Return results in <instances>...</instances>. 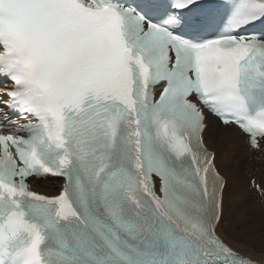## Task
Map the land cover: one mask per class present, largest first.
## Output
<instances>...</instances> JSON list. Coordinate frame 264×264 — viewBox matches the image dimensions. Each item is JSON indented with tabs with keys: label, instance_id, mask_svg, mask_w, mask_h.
Segmentation results:
<instances>
[{
	"label": "snow or ice",
	"instance_id": "6c2138e0",
	"mask_svg": "<svg viewBox=\"0 0 264 264\" xmlns=\"http://www.w3.org/2000/svg\"><path fill=\"white\" fill-rule=\"evenodd\" d=\"M256 25L264 0H0V264H258L204 142L211 114L264 151Z\"/></svg>",
	"mask_w": 264,
	"mask_h": 264
},
{
	"label": "rangeland",
	"instance_id": "374dc122",
	"mask_svg": "<svg viewBox=\"0 0 264 264\" xmlns=\"http://www.w3.org/2000/svg\"><path fill=\"white\" fill-rule=\"evenodd\" d=\"M231 133L233 134L234 132H231L228 129H226L225 131L219 130L217 128H211V126H210V134H209V137L206 139H208L210 141V144H211L213 150L216 151L215 152L216 156H217V150L216 149H218V146H219L218 144H219V140H220L219 134H222V135L226 134L227 136L228 135L232 136ZM236 140H239L241 142V144H239L238 147L236 145V147H235L236 149L233 150L236 153V157H235V155H233V152L231 153L232 148L230 147L229 149H227V150H229V152H228V155L225 157V159L220 160L221 161L220 164H225V166H224L225 168L224 167L222 168L221 165L218 166L219 169L222 168V170H225L224 173H221V174L225 178L228 176L227 179L233 181L232 186H230V187L228 186L229 188H227V190H229V191H226V193H228V195L226 196L227 200L224 201V203H223V212H224V210H228L231 206L233 207L236 203H238V200H239V203H238L239 206L238 207L240 209H242L244 207L243 210L245 209L244 211L247 212L246 215H249V216H247V218L249 220L251 219V221L254 220V222H252V224L258 223V222L264 223V200H263L264 194L256 193L255 191H253L255 189H253V187L249 183V180L252 178H255L258 183H264V170H262V169H264V166H263L264 165V159H262V157L264 158V151H259V153H261V155H259V156L250 157V156H248V150H247L248 148H246V146L244 145L242 138L240 137L239 139H236ZM230 154H232V155H230ZM249 154H250V152H249ZM226 166H228V167H226ZM219 171L221 172V170H219ZM43 185H50V187L53 185H56V186L59 185L60 186V183H59V181H55L52 183H45ZM38 186L41 187V185H38ZM255 193L257 194L258 199L253 196V195H255ZM234 196H237V197H234ZM261 197H262V199H261ZM224 198H225V192H224ZM232 204H234V205H232ZM230 216H233V214L229 215V217ZM257 216H258V218H257ZM255 229L257 230V231L255 230L256 232L253 233V234H255V236L256 235L258 236L259 234L262 235V236H260V238L258 237L259 238L258 241H259V243H261L260 246H255L253 249L250 248V246H249L250 243L247 240H245L243 237H239L235 241V243L242 246L244 249H246V247H248V248L252 249V251L255 250L257 254H262V253H264V226L259 228V229H257V228H255Z\"/></svg>",
	"mask_w": 264,
	"mask_h": 264
},
{
	"label": "bare ground",
	"instance_id": "6f19581e",
	"mask_svg": "<svg viewBox=\"0 0 264 264\" xmlns=\"http://www.w3.org/2000/svg\"><path fill=\"white\" fill-rule=\"evenodd\" d=\"M209 130H210V128H209ZM219 130H224L225 131L226 129L221 128ZM234 133L233 134L231 133L232 136H229V135L227 136L226 134L225 135L219 134L220 140H219V144H218L219 146L217 145L218 146V149H216L217 150L216 159L218 161V164L221 165L222 168L225 166V164H220V162H221L220 160H224L225 157L228 155L229 150H227V149H229L231 147L232 148L231 153L233 152V155H235V157H236V153L233 150L236 149L235 148L236 145L238 147L239 144H241V142L239 140H236V139H239L241 137L242 140H243V137L237 131H234ZM209 134H210V131L209 132L207 131L206 138L209 137ZM206 140H207V142L209 141L208 139H206ZM214 152H216V151L214 150ZM230 155H232V154H230ZM262 159H264V158L262 157ZM226 167H228V166H226ZM217 168L219 169L218 166H217ZM222 168L219 169V170H221V172L218 170L220 174L221 173H224V171H225V170H222ZM262 170H264V169H262ZM227 178H228V176L226 177V184H225L226 187L224 189L225 198H224V193H223V203H224V201L227 200L226 199V196L228 195V193H226V191H229V190H227V188H229L233 184V181L232 180H229ZM55 181H59L60 186L59 185H57V186L56 185H53V186L50 187V185H45L44 190L45 191H48L49 193H55V190H56L55 187L61 188V181L59 179H56L55 178V179H53L51 181L46 182V183H52V182H55ZM37 189L43 191L42 190V186L41 187L38 186ZM253 196L257 198V194L256 193ZM234 197H237V196H234ZM261 199H262V197H261ZM238 203H239V200H238ZM238 203H236L235 205L232 204V205H234L233 207L231 206L228 210H224V212H223V220H222V223H221V226H220V235L228 243H230L232 247H234L235 249L239 250L242 254H244L246 256H249L250 258H252L253 260H255V261L259 262V263L264 264V253L257 254L255 250L252 251V249L255 246H260V244H261V243H259L258 239L262 235L259 234L258 236L257 235L255 236V234H253V233H255L257 231L255 228L259 229V228L263 227L264 226V223L258 222V223H253L252 224V222H254V220L251 221V219L249 220L247 218V216H249V215H246L247 212L244 211L245 209L243 210L244 207L242 209H240L238 207L239 206ZM231 214H233V216H230L229 217V215H231ZM257 218H258V216H257ZM239 237H243L245 240H247L250 243L249 244L250 248H252V249H250L248 247H246V249H244L242 246H240L237 243H235V241Z\"/></svg>",
	"mask_w": 264,
	"mask_h": 264
}]
</instances>
